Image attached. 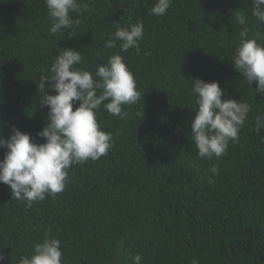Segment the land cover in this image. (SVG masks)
<instances>
[{
    "label": "trees",
    "instance_id": "1",
    "mask_svg": "<svg viewBox=\"0 0 264 264\" xmlns=\"http://www.w3.org/2000/svg\"><path fill=\"white\" fill-rule=\"evenodd\" d=\"M156 2L81 0L90 11L70 13L80 23L53 35L44 0H0L5 139L14 126L45 142L37 133L48 110L40 107L37 85L61 49L79 51L76 67L93 75L121 55L141 93L124 106L126 119L100 106L97 122L113 146L98 160L70 167L54 199L28 208L0 184V264H19L46 237L60 241L62 264H133L136 255L141 264H264V128L255 125L264 117V95L231 65L245 26L247 38L264 45V22L252 15L251 0H172L162 16L151 13ZM236 11L246 25L235 21ZM136 23L145 30L139 51L122 52L119 41L105 47L117 27ZM193 79L217 82L222 99L251 106L239 141H229L218 159L200 158L191 140Z\"/></svg>",
    "mask_w": 264,
    "mask_h": 264
},
{
    "label": "clouds",
    "instance_id": "2",
    "mask_svg": "<svg viewBox=\"0 0 264 264\" xmlns=\"http://www.w3.org/2000/svg\"><path fill=\"white\" fill-rule=\"evenodd\" d=\"M44 2L52 21L50 33L53 35L80 23L73 21L70 13L90 11L81 0ZM171 2L157 0L151 13L165 15ZM251 2L252 15L264 22V0ZM234 19L238 24L246 25V18L240 11H236ZM144 31L142 23L117 27L105 47L115 48L119 41L122 52L132 48L139 51ZM248 32L246 26L240 31L231 65L248 85L256 82V94L264 95V45L258 44L256 39H248ZM81 62L79 51L61 49L53 58L49 75L40 78L37 85L39 104L48 112L46 126L37 136L43 138L44 143L33 142L29 134L14 126L7 139L0 134V149H6L0 160V184L7 185L12 198L24 202L28 208L34 202H42L48 197L54 199L63 192L70 167L98 160L112 148V134L103 131L97 122L96 112L101 105L110 115L126 119L129 114L124 111V106L141 100L134 75L121 55H112L106 64L97 65L94 75L76 67ZM190 87L197 106L191 122V140L200 158L218 159L226 153L229 141H239L240 128L248 118L251 106L234 99H222L224 93L217 82L193 79ZM49 92L55 94L49 95ZM77 101L79 106L73 111ZM255 125L257 131L264 128V117L257 116ZM210 171L218 174L219 169L213 166ZM62 255L60 241L46 237L35 245L30 256H22L19 264H62ZM141 259L140 255L134 256L133 264H141ZM4 260L5 256L0 253V262ZM193 264L198 262L194 260Z\"/></svg>",
    "mask_w": 264,
    "mask_h": 264
}]
</instances>
